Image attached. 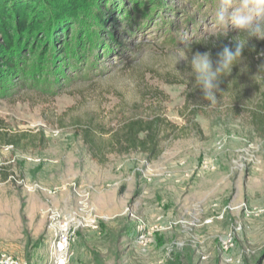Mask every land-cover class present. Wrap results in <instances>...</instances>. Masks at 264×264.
I'll list each match as a JSON object with an SVG mask.
<instances>
[{
    "label": "rangeland",
    "instance_id": "rangeland-1",
    "mask_svg": "<svg viewBox=\"0 0 264 264\" xmlns=\"http://www.w3.org/2000/svg\"><path fill=\"white\" fill-rule=\"evenodd\" d=\"M217 2L66 0L59 18L54 0H0L1 127L37 148L0 147V260L46 264L59 211L87 221L70 264H264V140L250 119L264 40L250 39L215 106L170 56L191 43L215 59L239 39L211 35ZM155 116L177 128L158 157L101 163L80 134Z\"/></svg>",
    "mask_w": 264,
    "mask_h": 264
},
{
    "label": "clouds",
    "instance_id": "clouds-1",
    "mask_svg": "<svg viewBox=\"0 0 264 264\" xmlns=\"http://www.w3.org/2000/svg\"><path fill=\"white\" fill-rule=\"evenodd\" d=\"M239 32V39L233 45L225 44L213 59L210 52H192L191 43L177 47L171 54L173 66L186 62L190 71L184 75L194 78V89H200L209 106L218 102L217 92L224 77L230 76L235 66L242 63L243 53L251 38L264 40V0H218L214 10V28L211 35L227 37L229 28ZM259 55H264L261 52ZM247 71V66L241 68ZM264 75V64L259 66V73Z\"/></svg>",
    "mask_w": 264,
    "mask_h": 264
},
{
    "label": "trees",
    "instance_id": "trees-1",
    "mask_svg": "<svg viewBox=\"0 0 264 264\" xmlns=\"http://www.w3.org/2000/svg\"><path fill=\"white\" fill-rule=\"evenodd\" d=\"M64 1L66 0H54V4L51 5L52 13L55 12L59 18L65 12L64 4L62 5ZM46 16L49 17L47 14ZM218 52L215 53V56H217ZM237 66L234 68H237ZM170 85H173V83H170ZM259 108L250 112V119L259 137L264 140V103ZM194 116L195 114L192 115L191 121ZM1 123L0 147L10 146L14 149L28 150L31 145L32 148L37 149L35 140L31 139L29 135L12 136L1 127ZM98 128L90 121L85 127L82 126L80 128V134L84 144L88 147L90 155L101 163H104L107 156L112 154L129 155L132 153H142L149 157H158L161 154L160 145L163 140L161 135L163 136L166 132V137H169L170 133L177 131L176 126L168 124L161 116H155L152 119L139 117L127 119L114 132L113 130L111 132L102 131L103 134H99ZM107 135H109V139L107 141L103 140ZM27 139L31 140L30 144L28 142L24 143ZM40 139L43 143L44 139L42 137ZM2 175L7 178L9 173L6 171Z\"/></svg>",
    "mask_w": 264,
    "mask_h": 264
},
{
    "label": "built area",
    "instance_id": "built-area-1",
    "mask_svg": "<svg viewBox=\"0 0 264 264\" xmlns=\"http://www.w3.org/2000/svg\"><path fill=\"white\" fill-rule=\"evenodd\" d=\"M86 219L74 212L63 215L62 212L52 211L50 215V230L52 237L49 241V252L46 264H70L73 258L72 244L77 230L83 228ZM0 264H27L19 260L2 257Z\"/></svg>",
    "mask_w": 264,
    "mask_h": 264
}]
</instances>
